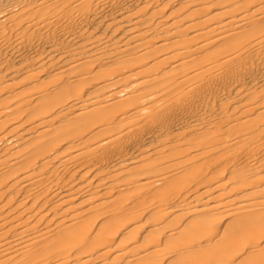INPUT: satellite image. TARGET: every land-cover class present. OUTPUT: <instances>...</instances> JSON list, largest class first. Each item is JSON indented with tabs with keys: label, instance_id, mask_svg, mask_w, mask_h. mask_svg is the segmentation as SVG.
<instances>
[{
	"label": "bare ground",
	"instance_id": "6f19581e",
	"mask_svg": "<svg viewBox=\"0 0 264 264\" xmlns=\"http://www.w3.org/2000/svg\"><path fill=\"white\" fill-rule=\"evenodd\" d=\"M0 264H264V0H0Z\"/></svg>",
	"mask_w": 264,
	"mask_h": 264
}]
</instances>
